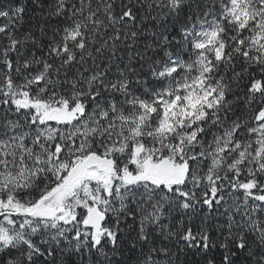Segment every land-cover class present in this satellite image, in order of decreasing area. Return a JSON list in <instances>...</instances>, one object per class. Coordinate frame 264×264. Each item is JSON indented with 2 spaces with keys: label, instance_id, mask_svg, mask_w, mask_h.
I'll list each match as a JSON object with an SVG mask.
<instances>
[{
  "label": "snow or ice",
  "instance_id": "snow-or-ice-1",
  "mask_svg": "<svg viewBox=\"0 0 264 264\" xmlns=\"http://www.w3.org/2000/svg\"><path fill=\"white\" fill-rule=\"evenodd\" d=\"M0 264H264V0H0Z\"/></svg>",
  "mask_w": 264,
  "mask_h": 264
}]
</instances>
